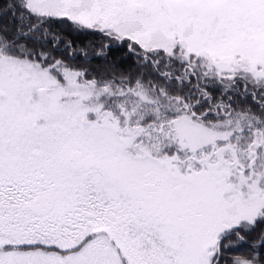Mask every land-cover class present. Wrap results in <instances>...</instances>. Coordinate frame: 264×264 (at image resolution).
Segmentation results:
<instances>
[{"label": "snow or ice", "instance_id": "6c2138e0", "mask_svg": "<svg viewBox=\"0 0 264 264\" xmlns=\"http://www.w3.org/2000/svg\"><path fill=\"white\" fill-rule=\"evenodd\" d=\"M0 264H264V0H0Z\"/></svg>", "mask_w": 264, "mask_h": 264}]
</instances>
